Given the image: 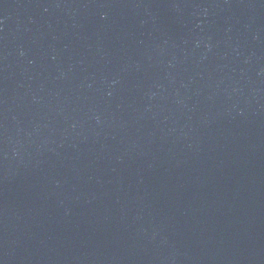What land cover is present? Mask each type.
<instances>
[{
  "label": "water",
  "instance_id": "water-1",
  "mask_svg": "<svg viewBox=\"0 0 264 264\" xmlns=\"http://www.w3.org/2000/svg\"><path fill=\"white\" fill-rule=\"evenodd\" d=\"M0 264H264V0H0Z\"/></svg>",
  "mask_w": 264,
  "mask_h": 264
}]
</instances>
